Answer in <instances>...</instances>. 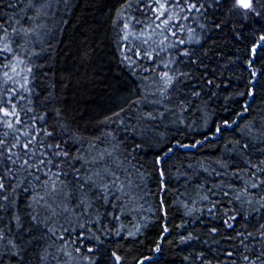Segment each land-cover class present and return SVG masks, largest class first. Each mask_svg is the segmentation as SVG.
<instances>
[{"label": "trees", "instance_id": "1", "mask_svg": "<svg viewBox=\"0 0 264 264\" xmlns=\"http://www.w3.org/2000/svg\"><path fill=\"white\" fill-rule=\"evenodd\" d=\"M0 264H264V0H0Z\"/></svg>", "mask_w": 264, "mask_h": 264}, {"label": "rangeland", "instance_id": "2", "mask_svg": "<svg viewBox=\"0 0 264 264\" xmlns=\"http://www.w3.org/2000/svg\"><path fill=\"white\" fill-rule=\"evenodd\" d=\"M161 8H162V10L164 9V6L162 7V6H160ZM158 11H160V10H158ZM153 14H154V16H155V14L156 15H159L160 13L159 12H157V10L156 9H154V11H153ZM155 19H158V16H156V18ZM169 22H173V20L172 19H170L169 18V20H165V25H166V28H167V30H169L168 32H170V30L173 28V25H169V26H167V23H169ZM162 23L164 24V21H162ZM260 44L259 43H257L256 44V46L254 47V49H257V47L259 46ZM255 76V75H254ZM256 80H253L252 81V86L250 87V89H249V92H248V97H247V100H246V102H245V104H244V111L243 112H241L240 113V115H238V117L236 118V120L233 122V124L231 123V124H229V123H222L221 125H220V127L219 126H217V127H215V132H217L218 134H219V131H220V129H222V128H227V129H229L231 126H236L237 125V122H238V120L240 119V117L241 116H243V115H245V113H246V103L249 101V100H251L252 99V95H253V86H254V82H255ZM206 137L207 138H209V139H212L213 137H212V135H206ZM203 139H206V138H203ZM203 141V140H202ZM201 141V142H202ZM196 142H199V140L198 141H196ZM204 142V141H203ZM195 143V142H194ZM197 145H198V143H196ZM200 144V143H199ZM183 146H186V147H188V148H185V149H191V148H194L195 146H190V145H188V144H185V145H183ZM177 147H179L180 148V146H178L177 145ZM182 148H184V147H182ZM172 149V148H171ZM171 149L168 151V153H170L171 152ZM160 176H161V178L162 179H164V177L162 176V173L160 172ZM163 181V180H162ZM161 186H162V188H163V182H162V184H161ZM161 212H163V210H164V206H163V204H162V206H161ZM162 215H163V213H161ZM164 216V215H163ZM164 218V217H163Z\"/></svg>", "mask_w": 264, "mask_h": 264}]
</instances>
